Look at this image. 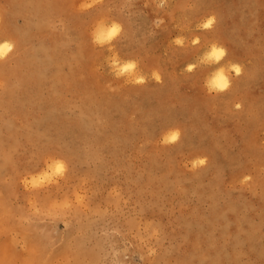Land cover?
<instances>
[{
    "label": "rangeland",
    "instance_id": "1",
    "mask_svg": "<svg viewBox=\"0 0 264 264\" xmlns=\"http://www.w3.org/2000/svg\"><path fill=\"white\" fill-rule=\"evenodd\" d=\"M160 2L0 0V264H264V0Z\"/></svg>",
    "mask_w": 264,
    "mask_h": 264
},
{
    "label": "clouds",
    "instance_id": "2",
    "mask_svg": "<svg viewBox=\"0 0 264 264\" xmlns=\"http://www.w3.org/2000/svg\"><path fill=\"white\" fill-rule=\"evenodd\" d=\"M99 2H102V0H93V3H99ZM153 2H155V0H153ZM164 2L165 0H161L160 4L158 5V8H162L164 5ZM88 6L91 7L92 5L90 4ZM145 6L147 7L148 5L146 4ZM159 23L162 24L163 20L161 19ZM214 23H215V18L214 17L209 18L207 19L205 23H203L202 27L204 29H210L212 28ZM157 26L159 25L157 24ZM122 30L123 28L120 24L113 22L108 28L104 30L103 33H101L99 36L94 38L93 43L99 46L111 44V42L114 41L121 34ZM199 42H200L199 38H195L192 41L193 45L199 44ZM172 43L176 46L182 47L183 38L177 36L173 38ZM11 50H12V45L10 43L5 42L3 44H0V59H3L7 55V53H9ZM226 56H227L226 49H223V48L218 49L217 47L213 46L211 49V52L207 55L206 59L219 63ZM136 66L137 65L134 61L127 62L123 66H121L118 60L114 58L111 64L109 65V69L110 71L114 72V74L116 75V78H120L124 76L125 74L132 72L136 68ZM194 68H195L194 65H188L186 66L185 70L191 73L192 71H194ZM231 71L235 74L236 77H240L243 73V67L241 65H234L232 66ZM152 76L156 83L161 82V77L159 76L157 72L154 71L152 73ZM146 82H147L146 79H144L143 77H140L135 80V83L138 85H142ZM230 86L231 84H230L229 79L226 77L224 70L221 69L212 77V79L207 85V88L210 94L215 93V92L224 93L228 91ZM240 107H241L240 104L236 105L237 109H239ZM179 138H180L179 130L174 131L170 137L171 142L173 143L177 142ZM203 163H204V160H201V164Z\"/></svg>",
    "mask_w": 264,
    "mask_h": 264
},
{
    "label": "bare ground",
    "instance_id": "3",
    "mask_svg": "<svg viewBox=\"0 0 264 264\" xmlns=\"http://www.w3.org/2000/svg\"><path fill=\"white\" fill-rule=\"evenodd\" d=\"M226 77H227V76H226ZM174 122H175V120H174V121H171V122H170L171 125L169 124V125H170L169 127H174V124H175ZM169 127H167V128H169ZM167 128H166V129H167ZM169 138H170V137H169Z\"/></svg>",
    "mask_w": 264,
    "mask_h": 264
}]
</instances>
